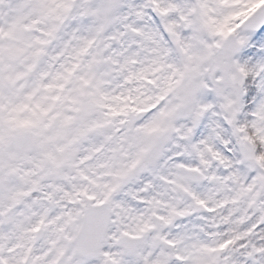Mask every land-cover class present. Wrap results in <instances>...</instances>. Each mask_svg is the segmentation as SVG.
Masks as SVG:
<instances>
[{"label": "snow or ice", "instance_id": "snow-or-ice-1", "mask_svg": "<svg viewBox=\"0 0 264 264\" xmlns=\"http://www.w3.org/2000/svg\"><path fill=\"white\" fill-rule=\"evenodd\" d=\"M0 264H264V0H0Z\"/></svg>", "mask_w": 264, "mask_h": 264}]
</instances>
